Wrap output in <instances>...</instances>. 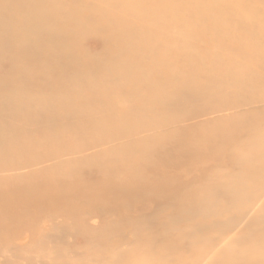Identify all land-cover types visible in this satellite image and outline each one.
Segmentation results:
<instances>
[{
	"label": "bare ground",
	"instance_id": "bare-ground-1",
	"mask_svg": "<svg viewBox=\"0 0 264 264\" xmlns=\"http://www.w3.org/2000/svg\"><path fill=\"white\" fill-rule=\"evenodd\" d=\"M262 119L264 0H0V200L71 214L80 198L128 195L114 201L127 210L191 200L211 220L202 194L172 182L262 188L249 183L264 174ZM96 138L112 145L85 155Z\"/></svg>",
	"mask_w": 264,
	"mask_h": 264
},
{
	"label": "rangeland",
	"instance_id": "rangeland-1",
	"mask_svg": "<svg viewBox=\"0 0 264 264\" xmlns=\"http://www.w3.org/2000/svg\"><path fill=\"white\" fill-rule=\"evenodd\" d=\"M194 19L196 16L189 18ZM87 46L97 48L91 41ZM200 117L203 121L220 116ZM245 137L241 142H247ZM72 138L68 135L65 143L71 145ZM84 140L79 138L76 143L82 145ZM110 145L96 138L84 154H101ZM80 156L83 151L72 154L76 159ZM236 162L237 159L231 166L226 164L232 174L222 178L223 182L231 181L238 173ZM28 171L24 167L19 174L27 175ZM263 177L264 174H257L249 183L264 182ZM149 179L142 182L143 186L153 184L154 177ZM172 183L191 184L185 197L202 194L209 205L205 212H218L217 216L209 220L201 213L204 208L191 200L182 201L184 210L174 204L158 207L151 201H143L133 210L120 205L117 208L114 201L128 202L131 200L128 195L107 196L92 204L85 202L90 198H80L85 207L72 214L35 199L26 201L24 208L2 199L0 264H264V186L245 192L239 188L225 191L217 188L218 183L210 176ZM212 186L216 188L210 190ZM30 189V185H25L20 192L27 193ZM7 190L0 189V194H8ZM179 195H175L176 199L181 198ZM191 208L194 209L191 219L179 216L186 215ZM169 216H178V220L170 222ZM259 236L261 242L256 241Z\"/></svg>",
	"mask_w": 264,
	"mask_h": 264
}]
</instances>
